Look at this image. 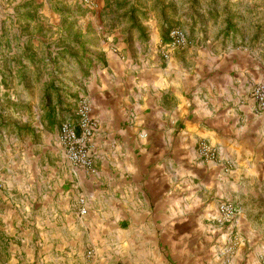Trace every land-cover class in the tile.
Instances as JSON below:
<instances>
[{"label":"crops","instance_id":"0c3cea01","mask_svg":"<svg viewBox=\"0 0 264 264\" xmlns=\"http://www.w3.org/2000/svg\"><path fill=\"white\" fill-rule=\"evenodd\" d=\"M114 2L121 0H95L96 8L88 7L95 22L73 24L66 44L80 50L70 52L66 85L58 87L61 109L50 117L46 106L42 115V122L57 121L58 143L23 146L20 169H9L14 179L6 180L0 199L12 183L18 186L24 205L37 208L39 240L29 248L13 245L9 235L19 241L21 232L2 225L11 217L0 213V264H207L204 222L219 221L227 188L264 181V114L251 94L256 78L264 84V65L246 48H231L236 27L207 39L208 48L204 41L196 47L194 34L187 50L165 60V19L143 21L132 6ZM81 95L98 123L92 173L75 168L59 143L60 125L75 118ZM36 131L54 136L44 123ZM200 139L220 148L218 161L200 158ZM33 157L49 158L52 167L34 165ZM80 196L85 216L77 211ZM26 227L23 243L35 237Z\"/></svg>","mask_w":264,"mask_h":264},{"label":"rangeland","instance_id":"374dc122","mask_svg":"<svg viewBox=\"0 0 264 264\" xmlns=\"http://www.w3.org/2000/svg\"><path fill=\"white\" fill-rule=\"evenodd\" d=\"M114 5L120 9L132 6L131 11L140 13L143 21L155 20L153 15L158 21L165 19L168 30L179 26L185 29L189 40L196 34L199 37L196 47L204 41L203 47L208 48L207 39L220 36L226 27L230 33L235 26L237 42L231 48H246L257 63L264 65V0H121ZM95 8H88L80 0H0V179L4 185L6 180L14 179L9 169H20V148L42 149L47 141H51L47 144L51 147L58 143L57 122L54 126L51 122L47 124L46 118L42 122V115L46 114V106L49 112L57 105L61 109L63 100L58 87L66 85L67 69L72 63L68 58L70 52L80 50L79 46L66 42L73 37L74 23L95 22L91 14ZM213 48L220 50L226 45L216 44ZM256 80L253 86L261 83ZM43 123L48 129L54 128V136L36 131ZM33 159L34 165L52 167L49 158ZM17 187L12 183L7 191L9 195L5 193L0 199V213L11 217L2 225L21 232L20 236L16 234L19 241L13 234L9 235L13 245L23 247L24 244L29 248L39 240L35 231L39 232L36 224L39 215L35 205H24L27 200L17 193ZM31 187V194L35 196V187ZM10 193L14 195L11 197ZM224 194L220 201L229 197L239 209V215L231 223L212 219L204 222V244L209 250L203 254L204 262L231 264L235 260L239 264H264V181L240 182L236 190L229 186ZM26 226L35 236L29 243L22 241ZM65 258L64 254L60 260Z\"/></svg>","mask_w":264,"mask_h":264},{"label":"built area","instance_id":"2783aa9c","mask_svg":"<svg viewBox=\"0 0 264 264\" xmlns=\"http://www.w3.org/2000/svg\"><path fill=\"white\" fill-rule=\"evenodd\" d=\"M88 7H94V0H80ZM190 40L185 29L176 26L169 30L166 40L160 43V53L165 60H170L173 53L186 49ZM252 97L257 104L258 112L264 114V84L258 83L251 90ZM98 127L92 114V104L88 96L81 95L77 102L75 118L65 120L60 125L59 143L65 150L69 162L77 169L92 173L94 162L90 153V144ZM197 153L205 162H215L220 159V148L206 139H200L197 144ZM4 182L0 179V195L4 190ZM79 215L88 214L87 200L80 196L77 201ZM218 220L222 223H231L239 215V209L231 201H221L218 206ZM94 250L89 249L87 256L91 258ZM264 260V256H263Z\"/></svg>","mask_w":264,"mask_h":264},{"label":"trees","instance_id":"16d2710c","mask_svg":"<svg viewBox=\"0 0 264 264\" xmlns=\"http://www.w3.org/2000/svg\"><path fill=\"white\" fill-rule=\"evenodd\" d=\"M133 13H134V12H133ZM172 27H173V26H172ZM172 27H171V28H172ZM174 27H176V26H174ZM171 28H170V29H171ZM170 29H169V30H170ZM168 33H169V32H168ZM53 86H55V85H53ZM53 86H52V89L54 88ZM49 97H50V96H49ZM49 114H50V117H51V116H52V114H53V109H52V111H50V113H49ZM54 122L56 123L57 121H56V120H54ZM54 122H53V123H54ZM51 123H52V122H51Z\"/></svg>","mask_w":264,"mask_h":264}]
</instances>
